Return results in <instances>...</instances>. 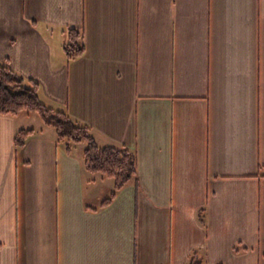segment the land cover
<instances>
[{
  "label": "crops",
  "instance_id": "obj_1",
  "mask_svg": "<svg viewBox=\"0 0 264 264\" xmlns=\"http://www.w3.org/2000/svg\"><path fill=\"white\" fill-rule=\"evenodd\" d=\"M0 64L137 162L101 208L84 145L0 116V264H264V0H0Z\"/></svg>",
  "mask_w": 264,
  "mask_h": 264
},
{
  "label": "trees",
  "instance_id": "obj_2",
  "mask_svg": "<svg viewBox=\"0 0 264 264\" xmlns=\"http://www.w3.org/2000/svg\"><path fill=\"white\" fill-rule=\"evenodd\" d=\"M62 51L67 62L80 58L84 53L82 31L68 28ZM38 90L37 82L25 80L8 66L0 64V116L13 117L24 111L36 114L44 126L54 130L57 142L63 143L66 151L74 145L83 144L85 170L113 181V190L101 202V208L109 205L124 187L131 183L137 186V162L134 151L124 146L99 147L89 128L75 123L65 112L45 107L38 98ZM32 133L33 130L18 131L13 140L14 146L23 147ZM238 245L233 247L234 253L245 250L239 249ZM187 264H203V262L198 255L192 254Z\"/></svg>",
  "mask_w": 264,
  "mask_h": 264
},
{
  "label": "rangeland",
  "instance_id": "obj_3",
  "mask_svg": "<svg viewBox=\"0 0 264 264\" xmlns=\"http://www.w3.org/2000/svg\"><path fill=\"white\" fill-rule=\"evenodd\" d=\"M25 112V111H24ZM25 113H27V114H32V116H35V114H33V113H29V112H25ZM34 118H36V117H34ZM38 120V119H37ZM80 146H82L83 144H79Z\"/></svg>",
  "mask_w": 264,
  "mask_h": 264
}]
</instances>
